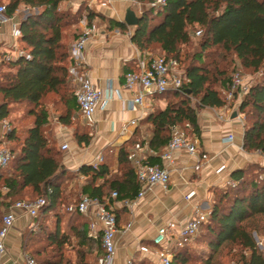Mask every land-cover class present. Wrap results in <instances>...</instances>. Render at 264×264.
I'll list each match as a JSON object with an SVG mask.
<instances>
[{
    "label": "trees",
    "instance_id": "trees-1",
    "mask_svg": "<svg viewBox=\"0 0 264 264\" xmlns=\"http://www.w3.org/2000/svg\"><path fill=\"white\" fill-rule=\"evenodd\" d=\"M68 1L9 0L5 5L9 17L15 15L20 5L36 12L29 13L19 22L18 45L21 47L18 55L8 61L6 57H0V122L10 118L15 106L22 105L29 106L27 117L32 120L23 139L17 137L15 128H10L0 140L8 147L11 142L18 143L17 151L8 148L11 159L7 167L0 169V200H4L0 210L2 206L9 207L17 201L45 198L46 204L33 219L37 225L22 232V252L29 254V243L38 238L51 249L45 259L39 258L46 251V246L29 254L39 264H98L104 254L101 242L87 237V220L77 212L68 214L70 217L67 220L69 233H72L78 246L75 263L64 255L70 237L61 231L57 212L65 202L62 181L70 173L81 177L84 181L81 195L101 202L109 200L113 192L117 193L116 201L119 202L136 199L140 185L131 157L133 150L146 143L139 140L140 126L151 128L146 144L155 153L144 164L160 166V155L169 143L174 127L181 128L186 136L189 133L192 137L200 135L196 107L191 105V98L197 100L200 108L225 106L226 101L221 98L219 90L229 86L232 75L229 77L221 64H226L230 57L239 61L244 71L262 72L260 81L251 86L241 102L239 113L244 116L243 150L264 157V0H168L163 9L150 6L148 0H136L150 7L139 17L131 43L142 55L154 47L162 55H150L179 61L187 81L179 90L155 95L164 99L165 108L153 110L140 121L131 138L117 152L106 148L98 166L82 165L77 171L63 166L59 152L45 136L50 121L43 102L48 95H57L64 107V113L58 117L60 125L67 128L73 126L77 104L72 92L70 96L66 95L69 90L68 69L72 61L64 30L77 26L83 17L88 26L96 18L106 19L88 9L83 15L81 6L73 14L62 11L61 5ZM108 23L112 29H119L122 33L128 31L124 23L112 20ZM198 31L201 36L198 51L185 64L180 48L191 44L192 33L196 35ZM77 37L74 36V40ZM133 71H136V65L131 63L123 72L126 75ZM186 125L189 127L186 128ZM74 139L77 145L83 147L91 142L88 134H75ZM108 150L111 159L114 158L113 163L116 162L115 172L107 163L109 155L105 152ZM11 161L13 165L6 171ZM254 165L247 164L233 171L226 186L211 189L213 201L208 218L202 224V230H206V250L201 257L193 259L186 244L172 252V264H214V256L226 242L248 252L247 257H241L240 264H264V252L258 251L244 226L246 221L264 216V169H261L263 178L255 180L248 175ZM2 189L6 193L2 194ZM27 194L30 198L15 200ZM51 213L55 214V225L52 231H48L43 219Z\"/></svg>",
    "mask_w": 264,
    "mask_h": 264
},
{
    "label": "crops",
    "instance_id": "crops-1",
    "mask_svg": "<svg viewBox=\"0 0 264 264\" xmlns=\"http://www.w3.org/2000/svg\"><path fill=\"white\" fill-rule=\"evenodd\" d=\"M82 3L88 10L104 16L106 20L104 23H97L96 18L88 26L83 17L70 31L69 46L71 48L82 36L86 26L93 29L85 44L81 61L84 67L82 72L94 87L103 91L105 98L99 103L92 119L86 121L94 133L92 142L86 148H79L73 142L68 130L57 128L54 131L60 146L68 145V150L62 152L70 153L63 163L70 171H77L82 165L98 166L102 162L103 150L106 147H111L117 152L118 148L131 138L140 121L158 106L157 103L161 110L166 106L154 95L145 97L143 107L132 110L129 108V101L136 94V90L124 88V68H128L131 63L136 65L138 56L150 55L149 53L142 55L131 43L135 25L128 24L139 19L144 11L142 4L133 0H111L110 3L103 0H69L63 4H68L73 11H77ZM109 20L124 23L128 31L122 33L119 29H112ZM19 22L15 14L10 22L0 24V57L11 59L16 57L19 39L15 40L11 36V26L17 24L19 27ZM74 36H78L76 40ZM71 61V66L75 65V61L72 59ZM234 113H236L235 117H233ZM77 114L79 115L78 110ZM216 115L209 110L196 114L200 135L193 137L196 147L193 155L177 151L173 155V165L160 160V166L167 167L170 171V183L167 189L160 186L141 187L144 195L130 201L129 205L124 204L126 201H110L119 229L115 236L116 251L112 264H160L165 252L172 254L174 247L188 244L180 236V232L190 218L196 217L202 224L207 220L212 188L226 186L231 173L247 164L264 165V157L258 153H246L242 148L243 115L235 110L231 111L228 119ZM230 136L233 138L232 142L224 143V139ZM142 140L147 143L144 135ZM146 143L132 153L143 163L147 158L155 156ZM1 193H6V190L2 189ZM190 193L192 196L186 199L185 197ZM0 202L2 205L4 200ZM5 208L2 206V213ZM29 220L24 215H18L9 230L5 241L4 264L22 263L20 237ZM127 225L130 227L125 229ZM161 228H165L169 235L163 246H157L153 243V238ZM86 230L88 231V226ZM227 246L235 247L226 242L217 253ZM247 253L244 252L245 257L248 256ZM214 264L222 263L216 261L214 256Z\"/></svg>",
    "mask_w": 264,
    "mask_h": 264
},
{
    "label": "built area",
    "instance_id": "built-area-1",
    "mask_svg": "<svg viewBox=\"0 0 264 264\" xmlns=\"http://www.w3.org/2000/svg\"><path fill=\"white\" fill-rule=\"evenodd\" d=\"M110 3L111 0H103ZM152 7L163 9L166 7L168 0H148ZM12 20L6 14L4 5H0V24H6ZM93 33V29L85 27L82 36H80L75 43L71 46L70 56L75 61V65L70 66L68 75L72 80L75 88L73 96L77 104V110L81 119L89 121L92 119L94 113L100 102L105 98L103 91L94 87L85 73L81 63L85 44L88 36ZM200 32H196L199 36ZM11 36L18 40L20 38L19 27L17 24L11 26ZM21 54V53H19ZM18 55V53H17ZM16 55V56H17ZM5 60H11L6 57ZM183 71L180 69V63L177 60H167L161 56H138L136 58V71L129 72L124 76V88L128 90H136V94L129 101V108L135 109L136 107H143L145 104V97H152L157 94L165 93L169 90H179L186 82ZM251 87H247L243 83L242 76L239 71H235L230 79L229 86L223 91L227 100H233L236 97L245 96ZM3 129L6 133L10 131L9 125L5 121L1 122ZM189 126L186 125V128ZM4 135L0 136V140ZM233 138L227 137L224 143H231ZM62 151L68 150L67 144L60 146ZM195 139L188 137L184 131L179 127H174L171 130V138L169 143L163 148L160 159L168 165H173V155L177 151H184L188 155L195 153ZM11 159V152L2 141L0 143V169L7 167ZM101 160V158L99 159ZM133 170L140 185V191L137 198H141L144 193L141 187L160 186L167 189L170 183V171L167 167L149 166L145 165L140 158L135 154L132 155ZM192 193L188 194L185 198L189 199ZM117 193H111L109 200L101 202L98 199L89 198L86 195H81L80 201L75 205L74 210L79 215L86 218L88 223L87 237L93 241L100 240L104 250L103 256L99 259L98 264H112L116 246L115 236L119 232L114 213L110 207V201L116 200ZM46 204L43 197L37 198L32 201H17L14 204L6 207L0 217V264H4V256L6 254L5 241L8 236L9 230L13 227L18 215H24L28 219L33 220L37 217L38 211ZM125 205H129L130 201H126ZM69 208L68 210H71ZM127 225L125 229H128ZM202 230V223L196 217L190 218L186 225L180 232V236L185 243H189ZM168 231L161 228L157 231L153 238V243L157 246H163L168 238ZM263 244L259 242V246ZM21 264H39L31 255L23 253ZM160 264H172V254L165 252L161 259Z\"/></svg>",
    "mask_w": 264,
    "mask_h": 264
},
{
    "label": "rangeland",
    "instance_id": "rangeland-1",
    "mask_svg": "<svg viewBox=\"0 0 264 264\" xmlns=\"http://www.w3.org/2000/svg\"><path fill=\"white\" fill-rule=\"evenodd\" d=\"M8 1L9 0H0V5L5 6L8 3ZM133 2L136 3L137 1L133 0ZM80 6L83 10V15H84V10H86L87 7L85 6L84 3H82ZM142 6H143L144 10H146V9H148V7H150L149 5L147 6L145 4H142ZM61 9H62V11H65V12L71 13V14L76 12V11H73V9L68 4L67 5L62 4ZM35 12H36L35 10H29L24 5H20L18 8V11L15 13L16 19L21 20L26 15H28L29 13H35ZM104 22H105V20H102V19H98V21H97V23H104ZM72 28L73 27L70 26L64 30V33H65L64 39H65V42L68 43V45L70 43V40L68 39V37L70 35V31ZM196 30H198V28ZM200 38H201L200 35L196 36L192 33L191 44H189L187 46H182L180 48L181 58L185 60V64H187L189 58L195 52L198 51L197 45L199 43ZM20 47L21 46L17 45L16 55L20 51ZM147 52L152 54V55H162L160 53L159 49L154 48V47L150 48ZM221 65H222V68L228 72L229 77L235 71H239L241 76H242L243 83L247 87H251V86L255 85L257 82L260 81L261 76H262L261 71L254 72V73L244 71L241 68L239 61L234 60V58L231 59V57L229 59H227L226 64L222 63ZM68 88H69V90L66 92L68 94H66V95L70 96L71 92L73 93L74 88H75L70 77H69V87ZM223 91H224L223 89L219 90L221 98L226 101L225 106L222 108H200L197 106V100L195 98H191V105L193 107H196V114L197 113L201 114L203 111L209 110L215 116H217L216 114H219L218 117L222 118V116H223V117L228 119L231 111L235 110L236 112L239 113V106H240V104L243 101L245 96L236 97L233 100H227ZM159 100L162 101L164 104H166L164 99L159 98ZM239 100H241L240 103H239ZM238 103H239V105H238ZM157 105L158 106H156V108L154 110H160V106L158 103H157ZM43 108L47 111L49 121H50V125L45 129V136L47 137L49 143L53 145L55 150L57 152H59L60 160H61L62 164L65 162L67 156L70 153L69 154L64 153L60 149V141L54 135V131L57 128H61L62 130H68L69 133L71 134L72 140L75 144H76V141L74 139L75 134H78V135L88 134L91 137V142H92V140L94 138V133L91 130V128L89 127V125H87V122L85 120L81 119V117L77 114V112L74 114L72 127L67 128V127H63L60 125V123L58 121V117H59V115L64 113V107L62 106V104L60 102V98L57 95H54V94L48 95L43 102ZM28 109H29V106H27V105L15 106L13 113L11 114L10 118L8 120H5V123L7 125H9L10 128H15L16 135H17V137H19L20 140L23 139L26 128L32 124V120L27 117L28 116V113H27ZM243 118H244V116H243ZM75 127H77V128H75ZM0 132H1L0 136L6 135V131H5V129H3L2 125H1V131ZM150 132H151V128L148 125H141L139 128V140H142V135H144L145 139L147 140L150 136ZM189 135H191V134L189 133ZM189 135H188V137H192ZM6 146L8 147V144H6ZM16 146L18 147V143L15 141L11 142L9 145V147L13 151H17ZM77 146L79 148H83V149L86 148V147H83L81 145H77ZM106 148H110V150L113 149V148L111 149V147H106ZM105 153L107 156L109 155L108 156L109 160H107V163H109L112 166V170H113L112 172H115L116 171V168H115L116 165H115V163H113L114 158L111 159V156H110L111 152L108 150ZM132 163H133V160L131 158V165H133ZM254 164L255 165L249 169L248 175H249V177H253L255 180H261L263 178V174H262L261 169L262 170L264 169V165L259 164V163H254ZM12 165L13 164L11 161V163H10L9 167L6 169V171H8V169L11 168ZM6 171H5V173H6ZM62 183H63L62 184L63 198H64L65 202L63 201V206H59L57 212L60 215L59 217L61 220V231H64L65 234L70 237L69 244L65 247L64 255H65L66 259H69L72 263H75L77 251H78V246H77V241L73 237L72 233H69L70 226L67 223L68 222L67 220L70 217V215H68V214L75 213L74 207L80 201V198H81L80 188H81L82 184L84 183V181H83V179L76 177L75 174L70 173V174H68V177L62 181ZM211 197H212V199H211V203H212L213 195H211ZM26 198H30V195L27 194L25 197L16 198L15 200H21V199H26ZM69 208H72V209L68 210ZM1 215H2V211L0 210V217H1ZM43 222H44V225L46 226L47 230L52 231L54 228V225H55V214L51 213V214L47 215L43 219ZM34 225H37V221L36 220H29L28 222H26V226H25L24 230L28 229V228H32V227H34ZM245 228L249 232L253 241L255 242L258 251L264 252V216L255 217L254 219L248 221L245 224ZM22 234L23 233H21V235ZM205 235H206V230H202L198 234L197 237H195L190 243H188L187 251L189 252V254H191L193 259L198 260V258L201 257L203 252L206 250V246L204 244ZM259 242L262 243L263 245L259 246ZM20 243H21V237H20ZM16 244L18 246V240H16ZM45 246H46V248H45L46 251L44 253H42L40 258L38 257L39 259H45V257H48L47 254L51 251V249L49 248V246L46 245V242L38 241V238L33 243L32 242L29 243V247H28L29 254H31L36 249H44L43 247H45ZM175 249L176 248L174 247L172 249V252L175 251ZM247 255H248V253H247ZM242 256L244 257V252L236 246L235 247L227 246V247L223 248L220 253H217L215 255L216 261H218V262L221 261L222 264H240V261H242V258H241ZM190 264H192V263H190Z\"/></svg>",
    "mask_w": 264,
    "mask_h": 264
},
{
    "label": "water",
    "instance_id": "water-1",
    "mask_svg": "<svg viewBox=\"0 0 264 264\" xmlns=\"http://www.w3.org/2000/svg\"><path fill=\"white\" fill-rule=\"evenodd\" d=\"M137 22H138V20L136 19L133 23L128 22V24H134L136 26ZM235 116H236V113H234L233 117H235Z\"/></svg>",
    "mask_w": 264,
    "mask_h": 264
}]
</instances>
